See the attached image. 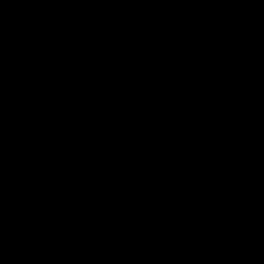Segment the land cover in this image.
Listing matches in <instances>:
<instances>
[{
	"label": "trees",
	"instance_id": "obj_1",
	"mask_svg": "<svg viewBox=\"0 0 264 264\" xmlns=\"http://www.w3.org/2000/svg\"><path fill=\"white\" fill-rule=\"evenodd\" d=\"M262 80L264 0H0V264H264V192L188 139ZM194 139L264 186V86Z\"/></svg>",
	"mask_w": 264,
	"mask_h": 264
},
{
	"label": "water",
	"instance_id": "obj_2",
	"mask_svg": "<svg viewBox=\"0 0 264 264\" xmlns=\"http://www.w3.org/2000/svg\"><path fill=\"white\" fill-rule=\"evenodd\" d=\"M264 86V80L262 81H259L257 83H253L251 85H248L246 87H243V88H240V89H237V90H234L228 94H226L225 96H222L218 99H215L214 101L210 102L209 104L201 107L195 114L194 116L191 118V121H190V124H189V132H188V139H189V143L190 145L192 146V148L198 152L200 155H202V157L205 158V160L208 162V164L210 166H213L215 168H218L219 170L243 181V182H246L250 185H252L254 188L256 189H259L261 190L262 192H264V186L262 184H259L251 179H249L248 177L246 176H243L242 174L238 173V172H235L233 169L227 167V166H224L218 162H216L214 159H212L209 155H207L203 149L196 143L195 139H194V128H195V125L197 123V121L205 114H207L211 108L215 107V106H218L219 104L221 103H224L226 101H228L229 99L237 96V95H240L244 92H247V91H250V90H253L254 88H258V87H262Z\"/></svg>",
	"mask_w": 264,
	"mask_h": 264
},
{
	"label": "flooded vegetation",
	"instance_id": "obj_3",
	"mask_svg": "<svg viewBox=\"0 0 264 264\" xmlns=\"http://www.w3.org/2000/svg\"><path fill=\"white\" fill-rule=\"evenodd\" d=\"M122 183V181L120 180V181H117V184H121Z\"/></svg>",
	"mask_w": 264,
	"mask_h": 264
}]
</instances>
